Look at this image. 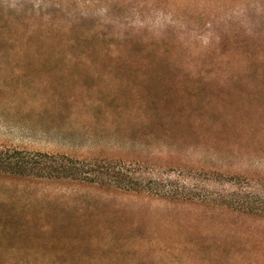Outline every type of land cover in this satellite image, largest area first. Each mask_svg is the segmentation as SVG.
Listing matches in <instances>:
<instances>
[{"label":"rangeland","instance_id":"1","mask_svg":"<svg viewBox=\"0 0 264 264\" xmlns=\"http://www.w3.org/2000/svg\"><path fill=\"white\" fill-rule=\"evenodd\" d=\"M0 147L80 164L0 179V255L264 264V0H0Z\"/></svg>","mask_w":264,"mask_h":264},{"label":"trees","instance_id":"2","mask_svg":"<svg viewBox=\"0 0 264 264\" xmlns=\"http://www.w3.org/2000/svg\"><path fill=\"white\" fill-rule=\"evenodd\" d=\"M77 165L80 164L66 157L0 147V179L60 180L61 178H71L72 174H75L77 171ZM135 193H138V191ZM164 194L167 197L171 196L170 192H165ZM131 244L132 242L128 241L124 245H118L113 248L109 246H96L88 255L79 258L77 262L69 261L64 263H60L57 260V256L52 254L29 256L16 252L6 253L0 255V264H107L110 262V257H106V255L113 256L115 261L111 262V264H117L120 261L124 262L122 259L124 255L129 254L131 255L130 257H134V252L130 248ZM124 250H128L127 254L124 253ZM98 251H100V255H94ZM132 252L133 254H131Z\"/></svg>","mask_w":264,"mask_h":264}]
</instances>
